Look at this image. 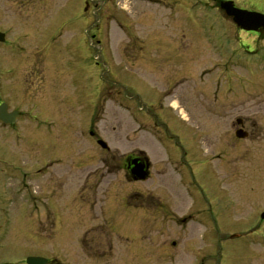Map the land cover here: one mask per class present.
<instances>
[{
	"label": "rangeland",
	"instance_id": "obj_1",
	"mask_svg": "<svg viewBox=\"0 0 264 264\" xmlns=\"http://www.w3.org/2000/svg\"><path fill=\"white\" fill-rule=\"evenodd\" d=\"M195 1L0 0L1 98L28 109L18 85L37 103L47 85L51 113L35 144L20 120L0 148L61 158L37 177L34 210L26 192L7 198L10 175L0 185V261L264 264V31ZM139 152L148 173L132 179L124 157ZM158 204L186 219H159Z\"/></svg>",
	"mask_w": 264,
	"mask_h": 264
},
{
	"label": "flooded vegetation",
	"instance_id": "obj_2",
	"mask_svg": "<svg viewBox=\"0 0 264 264\" xmlns=\"http://www.w3.org/2000/svg\"><path fill=\"white\" fill-rule=\"evenodd\" d=\"M196 2L197 1L194 0L195 5H196ZM199 2L201 4H203L206 8H213V9L216 8L219 11L224 12L223 17H225V18L227 17V19H229L233 24H235V26H237L238 30L244 31V32L247 31V30L242 29L240 26H238L235 23V21L233 20L232 16L228 15L226 13V11L221 7V3H220L221 0H199ZM231 2H232V5H234L236 7L247 8L248 10H255V9L258 11L260 10L258 6H254L253 4H251V2L256 4L257 2L255 0H249L250 5H246V6H238L234 0H232ZM252 5L255 7V9L251 8ZM261 12L264 13V10ZM262 31H264V28L260 26L258 28V30H256V31H247V32H254V33L258 34ZM17 74H18L17 75L18 77L22 76L19 73H17ZM4 81H5L4 76L0 70V88H1L0 89V106L3 105V108H5V110H7L9 112H14V116H13L14 122H12L10 124H4L3 122L0 121V128H13V127H15L17 121L24 120L29 125H31L32 130L28 134L26 132H24V133H22V135L26 141L27 140L29 141V144H32V143L35 144L36 143V137H37L36 129H37L38 125H41L43 123L48 124L49 120L51 119L49 101L47 100L49 98V95L46 94L47 85L42 86V95L41 96L43 97L44 100H41L40 103H37L35 101V91L36 90L35 89H33V91L30 90L31 84H29L28 89L26 87H24V90L22 89L23 90L22 94L20 92L19 85H18V87L16 89V94H18V96H20L21 98H28V100H33V103L28 109L17 110V109H13V108L9 109L7 103L5 102V99L1 98V95H2L1 92H3L2 86H3ZM43 81H46V79L44 78ZM22 95H24L25 97H22ZM15 108H18V107H15ZM7 118H9V117H7ZM14 135H15V139H21L20 133H15ZM2 144L4 145L3 142H2ZM29 152H30L31 158H30L29 162L24 163V162H22L23 160L20 161L19 158L14 157L11 154L10 150L6 149L5 147L2 149L0 148V154H1L0 155V164H1V162L4 163V160H5L7 165H9V166L12 165L10 170L5 171V175H4V170L0 169V185L2 187H6L4 184L5 183L4 179L6 176L8 177V175H10L13 178V180H12L13 192H12V195H10V196L8 195L7 198L10 199L11 201H13L14 198L18 199L17 196H15V195H18V193L20 191L26 192V194H24V195H26L24 198H27L30 201V203H31L30 208L32 210H34V208H35L34 204L36 201V191L34 189V186H35L37 177H39L41 174L46 175V176L48 174H50V173H47L48 170H50V172H52L51 168L53 167L52 166L53 163L58 162L59 160H61V158H58V157L57 158H49V159L44 160V162L42 164L36 165L35 153L33 152V149L29 148ZM141 153L142 152L133 153V154L126 155L124 157L123 165L127 171V174H129V170H130L129 168L132 166V164H129V166H128V161L135 159L137 157L140 158V160H147L145 155L141 156ZM2 157H4V160ZM53 159H55L54 162H53ZM58 163H61V162H58ZM58 163H56V164H58ZM176 167L177 166L173 167L174 172L177 171ZM62 174L56 179V182H55L56 186H60L64 182L63 181L64 176L62 177ZM42 175H41V177H42ZM193 176L194 175H192L191 177L194 178ZM84 183H85V180H81V187L82 188L85 187ZM128 196H126L125 203H128ZM1 200L3 201V199H1ZM158 207H159V209L162 210V211H160V216H159V219H161V220L171 219L176 223L177 220H181V221L183 220L184 221L186 219V217L184 215L177 217V215H175L176 213L171 212V211H165L166 209H168V206L165 204H158ZM4 215H6V214H4ZM190 216L191 215H189V217ZM8 219H9L8 217L5 216L3 218V216L1 215L0 226H2V220H8ZM6 224L7 223L4 222V225H6ZM171 245L172 246L175 245V241L172 240ZM25 257L23 258V261L20 263L9 260V259H5L4 261H0V264H26ZM50 260L51 259H48V264L50 263Z\"/></svg>",
	"mask_w": 264,
	"mask_h": 264
},
{
	"label": "water",
	"instance_id": "obj_3",
	"mask_svg": "<svg viewBox=\"0 0 264 264\" xmlns=\"http://www.w3.org/2000/svg\"><path fill=\"white\" fill-rule=\"evenodd\" d=\"M222 8L225 9L226 13L231 15L233 17V20L237 25L242 27L245 30H257L260 26L264 27V14L258 12V11H252V10H246L237 8L232 5L231 1H225L221 3ZM4 37V34L0 32V40H2ZM8 116L11 114H7ZM6 114L3 113L2 108H0V120L4 121L5 123H8L5 119ZM7 117V116H6ZM4 119V120H3ZM236 136L243 137L246 135V132L243 131L241 128H238L235 132ZM100 145L102 147H105L106 144L102 141H99ZM133 164V167H131L130 172L132 174L133 178H139L142 179L147 174V167L148 163L147 161H139L138 158L133 159L131 161ZM260 216L264 220V211L260 214ZM46 258L41 256H28L26 258L27 264H46Z\"/></svg>",
	"mask_w": 264,
	"mask_h": 264
}]
</instances>
